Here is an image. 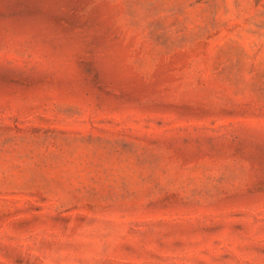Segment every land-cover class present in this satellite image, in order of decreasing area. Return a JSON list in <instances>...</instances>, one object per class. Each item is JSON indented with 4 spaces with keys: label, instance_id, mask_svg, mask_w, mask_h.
I'll use <instances>...</instances> for the list:
<instances>
[{
    "label": "rangeland",
    "instance_id": "374dc122",
    "mask_svg": "<svg viewBox=\"0 0 264 264\" xmlns=\"http://www.w3.org/2000/svg\"><path fill=\"white\" fill-rule=\"evenodd\" d=\"M0 264H264V0H0Z\"/></svg>",
    "mask_w": 264,
    "mask_h": 264
}]
</instances>
